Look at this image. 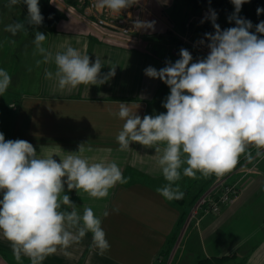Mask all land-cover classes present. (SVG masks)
I'll return each mask as SVG.
<instances>
[{"label": "crops", "instance_id": "0c3cea01", "mask_svg": "<svg viewBox=\"0 0 264 264\" xmlns=\"http://www.w3.org/2000/svg\"><path fill=\"white\" fill-rule=\"evenodd\" d=\"M146 15L140 20L154 17ZM26 17L9 16V21H5V16H0V68L12 78L10 87L0 96V118H3L0 132L6 140L30 142L38 155H53L58 162L68 153L78 152L79 145L84 144L82 155L90 163L114 161L128 178V183L111 189L106 199L91 198L82 190L80 194L75 189L69 191L65 184V194L81 214L87 206L101 218L110 249L99 254L91 247L92 236L88 233L79 244L68 249L71 255L58 251L43 264H160L171 247L172 253L178 248L174 264H197L198 260L213 256L233 258L235 264H264V160L248 164L242 156L235 169L219 178L211 175L205 179L199 173L198 179L182 175L178 183L184 198L167 201L156 191L166 181L156 163L155 149L134 142L128 151L119 150L116 136L124 121L112 113L118 112L121 102L141 118L166 113L163 103L170 88L160 79L146 76L145 69L151 66L159 70L170 61L158 55L160 46L168 50L170 45L171 52L179 55L174 45H179L185 33L195 34L189 31V26L180 30L167 13L164 30L146 34L145 28H141L142 39L133 46L93 32L80 16H65L55 29L33 25L28 45L24 43L29 36L27 31L12 36L4 30L16 21L28 27ZM156 27L154 22L153 28ZM37 31L46 35L44 46L53 53L63 51L61 45L69 44L89 55L92 63L98 57L103 64L102 77L111 67H115V75L101 85H80L61 91L54 79L44 76L45 69L54 72L55 65L36 66L35 61L42 59L33 56ZM174 38L177 43H173ZM13 40L14 44L10 42ZM192 57V62H196L207 55L196 52ZM234 182L239 193L218 213H204L201 207L193 212L200 197H215L223 184ZM117 207L118 213L112 211ZM62 210L70 211L67 206ZM104 211L110 214L104 217ZM0 264H30V261L22 257L17 262L10 242L0 234Z\"/></svg>", "mask_w": 264, "mask_h": 264}, {"label": "clouds", "instance_id": "9594fccd", "mask_svg": "<svg viewBox=\"0 0 264 264\" xmlns=\"http://www.w3.org/2000/svg\"><path fill=\"white\" fill-rule=\"evenodd\" d=\"M137 0H94L97 11L120 14ZM248 0H231L235 12L228 18L236 26L221 30L217 13L210 9L214 33H205L209 53L193 61L191 53L181 48L180 58L157 70L147 67L145 75L160 79L169 88L163 107L166 113L140 117L125 103H119L112 115L124 121L116 140L120 151H128L131 143L154 148L156 163L166 183L156 189L167 201L185 196L178 181L183 177L207 179L230 173L243 156L248 164L264 160V38L250 32V20L238 16ZM27 6L26 23L39 26L44 17L39 0H8L7 7ZM264 9L257 8V14ZM203 22V21H202ZM154 22H135L136 28H152ZM4 30L12 36L26 32L25 23L13 22ZM256 33L264 34V21L256 25ZM47 37L37 31L33 40V56L42 59L36 66L54 64L55 71L45 69L46 79H54L63 91L80 85H101L115 75V67L101 76L103 64L97 57L90 62L87 54L69 44L53 53L46 48ZM15 43V41H10ZM204 44V40L199 42ZM30 70V69H29ZM9 72L0 68V96L11 85ZM255 149V152L251 149ZM85 145L78 152L60 158L40 156L34 146L22 139L6 140L0 132V234L10 242L17 262L26 257L30 264H43L47 257L62 251L65 256L75 244L91 233V247L103 255L110 249L102 220L91 207L83 213L65 194L81 190L94 199H106L110 190L128 183L116 162L90 163L83 157ZM67 206L69 210H62ZM112 211L119 212V208ZM110 213L104 211L103 216Z\"/></svg>", "mask_w": 264, "mask_h": 264}, {"label": "built area", "instance_id": "2783aa9c", "mask_svg": "<svg viewBox=\"0 0 264 264\" xmlns=\"http://www.w3.org/2000/svg\"><path fill=\"white\" fill-rule=\"evenodd\" d=\"M52 3L58 7L63 13L70 16H80L82 21L92 27L93 32L103 35L105 38L113 41L112 38H119L133 46L141 41V28L135 27V22L140 20L141 16L150 14L151 10L145 0H137V2L128 9H124L120 14H112L109 10L97 11L94 5V0H57ZM210 8H202L198 16L199 23H204L209 15ZM203 21V22H202ZM221 30L230 28L229 23H217ZM212 28L208 33H214ZM112 37V38H111ZM204 40V44L199 42ZM207 39L205 33L197 35L184 34L181 36L180 45L175 46V52H179L181 48L188 50L193 56L194 53L200 52L208 55ZM238 184H223L221 191L215 197L202 196L198 199L193 208V212L198 207H201L204 213H215L221 206L230 203L239 192ZM223 264H233L226 262Z\"/></svg>", "mask_w": 264, "mask_h": 264}, {"label": "trees", "instance_id": "16d2710c", "mask_svg": "<svg viewBox=\"0 0 264 264\" xmlns=\"http://www.w3.org/2000/svg\"><path fill=\"white\" fill-rule=\"evenodd\" d=\"M172 7L168 12V18L174 25L180 30L185 31L189 26V31L194 33H208L212 27L211 20L201 25L196 23L197 13L202 8H210L215 10L217 13V20L224 23H229L231 27H235V21H229V17L235 12L234 5L231 0H171ZM66 2H73V0H66ZM39 6L42 16L44 17L42 26L48 29H55L58 22L65 18L64 13L54 6L50 0H39ZM257 8L264 9V0H248L241 7V11L238 13L239 17L250 20L253 27L249 30L250 32L264 38V34L256 33V25L261 21H264V12L257 14ZM192 25H195L192 26ZM192 26V28H191ZM160 35V34H158ZM173 40V39H171ZM177 43V39L174 38L173 43ZM230 257L227 256H213L210 258H202L198 260L197 264H223L229 261Z\"/></svg>", "mask_w": 264, "mask_h": 264}, {"label": "rangeland", "instance_id": "374dc122", "mask_svg": "<svg viewBox=\"0 0 264 264\" xmlns=\"http://www.w3.org/2000/svg\"><path fill=\"white\" fill-rule=\"evenodd\" d=\"M7 3H8V0H0V16H5V18H6L5 21H9V16H27L28 13H27L26 4L21 3L19 5L12 6L11 8H9V7H7ZM148 6L151 10L152 15H146V16H154V17L147 18L146 22H156L157 27L156 28H153V27L152 28H145L146 34H149L153 31L164 30V24H166V26L168 24L167 20H166V16H167V13L171 10L170 8L172 7V1L171 0H148ZM39 8H40V6H39ZM25 28L27 30V35H29V36L24 38V43L29 45V43L32 40V31L34 30L35 27L33 25H29L28 27H25ZM153 29H155V30H153ZM173 32L175 34L177 33L176 30H173ZM147 39H150V38H147ZM153 39L155 41H157V39H155V38H153ZM160 40L163 41V39H160ZM147 41H149V40H147ZM163 46L158 47V55L160 57L161 56L167 57L168 60H170L172 63H175V61L178 60L180 58V56L174 55L171 52L170 45L168 47L169 48L168 50L166 49V47H163ZM2 121H3V118H0V126L3 124ZM252 151H255V149ZM225 184H237V183L234 182V183H225ZM221 189H222V186H221L220 190L218 191V193L221 191ZM222 207L223 206H221V208ZM220 209L217 212L212 213V214L218 213L220 211ZM172 248L173 247L166 250V252L163 255V260H162V262H160V264H174L175 259L177 257L178 248L176 247V250L174 251V253H172ZM170 250H171V252H170ZM228 260L232 261L233 258H230Z\"/></svg>", "mask_w": 264, "mask_h": 264}]
</instances>
